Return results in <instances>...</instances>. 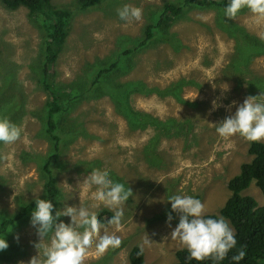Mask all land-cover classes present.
I'll return each instance as SVG.
<instances>
[{
	"label": "rangeland",
	"instance_id": "rangeland-1",
	"mask_svg": "<svg viewBox=\"0 0 264 264\" xmlns=\"http://www.w3.org/2000/svg\"><path fill=\"white\" fill-rule=\"evenodd\" d=\"M81 1L51 0L55 7L69 10L71 17L49 81L63 94L75 96L86 88L82 95L90 96L74 98L61 113L67 126L57 130L61 140L56 159L50 158L47 95L39 80L45 39L42 15L25 7L11 10L0 2V116L22 129L15 142L0 143V218L15 214L35 195L44 198V164L58 190L52 200L54 210L66 204L78 207L80 199L96 211L91 198L94 188L81 182L92 169L105 171L129 187L132 195L122 205L119 231L113 226L107 229L120 237L119 247L99 256L90 250L84 264H126L132 246L142 249V264H170L181 245L170 238L178 215L173 212L166 223L171 211L168 197L193 196L203 203L204 214L217 213L230 194L228 179L251 159L249 141L238 135L221 138L215 124L235 110L230 102L239 104L249 95L264 94V41L256 35L262 26L246 8L229 19L217 7H183L166 27H156L148 45L129 59L122 52L136 45L148 23L159 19L163 3L180 0H96L85 9L79 7ZM124 4L141 9L139 22L119 19L116 10ZM226 21L238 23L263 45H253L245 36L237 40L225 29ZM100 59L107 60L104 65L116 60L131 66L129 71H114L110 89L104 86V92L95 96L93 76H87L86 69L93 62L98 66ZM135 78L161 88L180 84L177 97L173 93L130 95L128 102L135 109L158 118L144 126L142 120L143 127L138 128L130 127L115 108L120 88L114 81ZM213 101L218 105L215 109ZM242 194L263 204L254 181ZM104 212L110 211L100 206L98 215L106 220ZM30 213L2 231L0 238L8 246L0 250V264H28L36 255L33 245L38 237ZM60 219L67 223L69 218ZM148 237L151 241L145 244Z\"/></svg>",
	"mask_w": 264,
	"mask_h": 264
},
{
	"label": "clouds",
	"instance_id": "clouds-1",
	"mask_svg": "<svg viewBox=\"0 0 264 264\" xmlns=\"http://www.w3.org/2000/svg\"><path fill=\"white\" fill-rule=\"evenodd\" d=\"M244 8L255 23L262 26L256 35L264 41V0H225L223 17L235 18ZM116 14L126 22H139L142 17L140 8L128 4L117 8ZM230 103L235 105V110L215 124L218 136L238 135L253 142L264 139V94L249 95L239 104L235 101ZM212 106L215 109L218 105L213 101ZM21 131L6 116H0V143L15 142ZM81 183L94 188L91 198L95 201L96 211L89 210L80 199L78 207L66 204L54 210L50 199L38 195L33 197L30 224L35 228L38 240L33 245L36 255L30 257L28 264H84L90 250L99 256L110 248L119 247L121 239L115 231H119L122 205L132 195L131 189L111 179L108 172L97 169H92ZM167 200L171 211L166 214V223L173 219V212L178 215V223L171 230L170 238L179 242L188 259L197 262L210 259L218 264L236 247L235 233L225 218L205 215L204 205L199 199L189 195H171ZM100 206L112 213L104 222L98 217ZM62 216L69 218L67 223L60 219ZM109 226H113L115 231L109 232ZM150 241L148 237L144 243L149 244ZM7 246V241L0 238V250ZM244 255L240 249L231 259L238 264Z\"/></svg>",
	"mask_w": 264,
	"mask_h": 264
},
{
	"label": "trees",
	"instance_id": "trees-1",
	"mask_svg": "<svg viewBox=\"0 0 264 264\" xmlns=\"http://www.w3.org/2000/svg\"><path fill=\"white\" fill-rule=\"evenodd\" d=\"M8 9H16L19 7L27 8L31 13H40L42 15L41 21L45 31L44 50L40 68V85L47 95L45 102V132L47 133L51 142L50 158L56 159L60 149L61 137L58 134V128L66 127L67 124L61 120L63 111H66V106L74 98H88L89 95L83 96L82 93H87L84 88L79 94L69 96L70 92L64 93L59 87H56L49 81V73L52 72V65L57 58L58 52L61 50L62 44L69 28V20L71 12L65 8L55 7L51 0H0ZM96 3V0H82L79 7L85 9ZM225 0H180L178 4L172 2H165L162 5L159 19L156 22L148 23L144 29V36L136 42V45L131 48L124 49L123 54L129 56V59L134 57V52L140 48H145L148 45L150 37L153 35L155 28H164L178 17L183 10V7H217L222 10ZM225 29L236 34L237 40L239 37L245 36L247 42L252 40L236 22H224ZM253 41V45H263L260 42ZM262 47V46H260ZM261 48L253 49L252 51H260ZM106 59H100L98 66H94V62L88 64L86 69L87 76L92 74L91 91L93 95L99 96L104 92V86L109 88L111 74L120 69H127L129 71L130 63L123 65L122 62L112 61L108 64ZM104 65V66H103ZM103 66V67H102ZM88 70V71H87ZM106 79V80H105ZM117 82L120 88V94L115 98L116 107L119 113L128 120L129 126L138 128L143 127L145 123L154 124L158 118L150 113L143 112L140 109H135L128 98L134 92L136 93H158L159 95H169L173 93L178 95L180 87L179 82L167 84L164 87L152 85L147 83L144 79L135 78L127 79L125 81ZM126 97V101H121ZM177 97V96H176ZM181 99V98H180ZM166 118V117H165ZM170 118V116H168ZM142 120L144 124L142 126ZM247 153L251 155V159L243 162L239 166L238 173L231 176L227 181V188L230 192L225 199L217 213H205L209 216H223L225 220L231 225L236 239V247L230 250L226 257L219 261L218 264H237L232 261L231 256L236 254L238 250L243 249L245 255L238 264H264V142L249 141ZM46 172V180L44 182V198L51 201L57 196L58 190L55 186L54 176L43 165ZM254 181L263 195V204L259 205L257 201L250 195L242 194V191ZM34 207V199L25 203L21 210L15 214L4 216L0 218V235L9 225L31 212ZM107 216H111L110 212H104ZM98 217L104 222V218L100 215ZM4 230V231H3ZM3 231V232H2ZM143 251L139 246H132L127 255L126 264H142ZM170 264H217L212 260H205L197 262L187 258V253L182 248L175 251V260Z\"/></svg>",
	"mask_w": 264,
	"mask_h": 264
}]
</instances>
